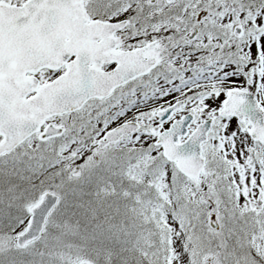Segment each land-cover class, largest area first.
<instances>
[{"label":"snow or ice","instance_id":"snow-or-ice-1","mask_svg":"<svg viewBox=\"0 0 264 264\" xmlns=\"http://www.w3.org/2000/svg\"><path fill=\"white\" fill-rule=\"evenodd\" d=\"M0 264H264V0H0Z\"/></svg>","mask_w":264,"mask_h":264}]
</instances>
